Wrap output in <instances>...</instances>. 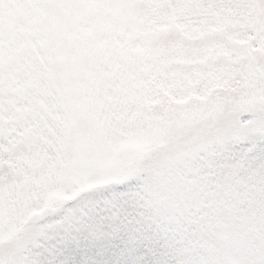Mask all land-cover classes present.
I'll list each match as a JSON object with an SVG mask.
<instances>
[{"label": "snow or ice", "instance_id": "obj_1", "mask_svg": "<svg viewBox=\"0 0 264 264\" xmlns=\"http://www.w3.org/2000/svg\"><path fill=\"white\" fill-rule=\"evenodd\" d=\"M0 264H264V0H0Z\"/></svg>", "mask_w": 264, "mask_h": 264}]
</instances>
